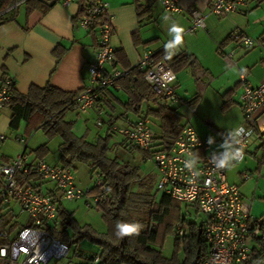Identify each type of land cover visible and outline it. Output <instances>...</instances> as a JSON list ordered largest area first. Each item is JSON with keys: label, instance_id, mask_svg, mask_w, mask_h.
I'll list each match as a JSON object with an SVG mask.
<instances>
[{"label": "built area", "instance_id": "1", "mask_svg": "<svg viewBox=\"0 0 264 264\" xmlns=\"http://www.w3.org/2000/svg\"><path fill=\"white\" fill-rule=\"evenodd\" d=\"M72 1L61 0V5L68 6ZM154 1L168 16L185 12L190 19V31L197 32L206 30L209 16L223 19L237 14L248 6L250 0H211L206 13L194 7L183 9L181 0ZM77 25L85 32L97 34L95 57L87 64L88 83L75 99V110L86 114L95 108L104 90L120 88L118 81L126 72L117 67L118 60L111 43L115 30L102 0L85 2ZM228 42L251 50L264 45V34L253 38L235 30L229 35ZM218 52L223 58L232 59L233 52H225L221 46ZM233 65L238 68L236 62ZM136 68L143 74L156 99L170 104L179 102L170 84L171 69L167 63L156 61L152 53L144 52ZM196 73L202 75L200 70ZM248 74L247 70L238 69V100L243 116V125L239 127L252 133L251 142L245 134L238 136L234 130L229 149L213 151L209 140L201 138L187 121L173 146L149 159L157 172V191L179 203L195 206L203 217L208 252L202 264H249L256 246L255 239L260 236L256 221L250 216L251 204L243 200L238 186L227 181V173L246 159L257 141H264V83L252 85ZM13 89V80L4 75L0 80V110L11 100ZM96 123L98 126L104 124L101 112L97 113ZM107 126L137 149L148 151L152 145L154 133L146 117H141L130 127L111 123ZM4 140L5 136L0 134V142ZM19 142L23 146L22 154L9 163L0 164V264H58L67 258L70 248L51 232L58 219L57 202L83 200L86 208L98 209L106 200V188L100 179L95 180L93 187L80 188L74 181L72 169L49 165L43 160L30 163L24 140ZM236 149H240L242 159L233 161L229 167L217 169L216 165L224 155ZM31 171L41 182L52 185L54 196L21 180L20 177ZM242 177L246 180L250 175ZM12 203L19 206L27 220L24 226L10 235L4 221V210ZM175 229L181 237L183 229L180 226ZM97 262L98 257H95L93 264Z\"/></svg>", "mask_w": 264, "mask_h": 264}, {"label": "crops", "instance_id": "2", "mask_svg": "<svg viewBox=\"0 0 264 264\" xmlns=\"http://www.w3.org/2000/svg\"><path fill=\"white\" fill-rule=\"evenodd\" d=\"M50 1L51 5L45 2L47 6L46 10H35L29 14H26L25 8L22 6L18 9L13 21L0 25V80L4 75L10 77L14 82L13 90L19 94H26L31 86L42 88L47 84L65 92L76 93L80 92L88 83L87 64L93 61L95 57L97 34L83 31L78 27L77 21L74 22V19L77 18L80 12V6L77 0H73L68 6H62L61 0ZM102 1L106 4L107 13L111 18L115 30L111 41L112 46L115 52L121 51L123 53L127 64L131 68L137 65L144 52H150L154 56L162 53L166 55L165 44L169 39H172L167 33L171 23L175 21L183 27L184 32L182 34L181 45L176 49L170 50L172 54L167 56L175 57L178 54L186 53L193 56L196 63L193 67L187 66L175 73L171 70L170 84L179 98L178 103L170 105L171 108L175 105H187V107H190L189 104L194 99L198 100L196 107L199 108L201 106L200 100L204 98L210 87L209 96L212 97L216 103L218 100L221 112V106L227 101L229 103L228 108L222 113L226 114L230 110H234L235 107H238L239 113L242 116L238 100L240 93L238 88V69H240L238 62L244 60H242L243 56L241 53L240 55L237 54L240 47L227 42V38L235 30L244 32L253 38H257L264 34V25H257L260 21L264 20V18H261L262 20L258 19L260 14L264 15V9H260L264 3L258 4L256 0H250L248 6L241 9L239 13L232 14L223 19L209 16L206 19L205 31L191 32L190 19L185 12L175 16H168L154 0H138L139 5L150 7L151 9L149 20L144 22L141 26L137 21L135 0ZM210 1L211 0H181L180 4L183 9L194 7L206 13L209 9ZM253 5L256 6L251 9ZM254 8L260 10L261 13L255 15V13L251 12ZM165 16H168L169 19H164ZM256 19L258 20L255 21ZM134 34H138L140 37L141 45L138 47L134 46L132 42V36ZM220 46L223 47L225 52H233L232 59L236 57V61L223 58L218 52ZM59 47L64 50L60 60H58L53 53V51ZM215 56H218L224 61L228 60L226 70L219 67L218 62L214 60ZM233 62L237 63V72H233L232 70L228 71V69L235 68ZM261 62H264V60H261ZM117 67L123 70L118 61ZM247 67L248 66H245V68L241 67V70L245 69L248 71V81L252 85L255 86L264 83V77L260 78L254 76L249 72L250 68ZM197 70L202 72L201 76L196 73ZM225 76H227V81L224 82L222 80ZM215 78L218 85L213 88L211 84L214 83ZM191 86L194 89H192ZM228 92L229 98H224V94ZM154 99L156 98L154 97ZM100 100L101 101L97 103L94 109L86 114H82V116H84L83 120L77 119L80 115L77 111L69 112L68 114H72L71 117H68V114L66 115V119L73 121L75 124L73 132L76 136L84 137L86 141L94 143L107 133L108 126L106 122H112L118 127H130L135 124L140 117H146L150 121L154 137L159 135L158 128L155 126L156 121L147 115L148 108L155 107L152 101L143 102L138 114L134 115L131 113L124 114L122 106L127 102L128 96L121 87L119 89L109 90L107 94L100 97ZM176 111L182 116L183 123L189 121L192 125V116L188 119L185 114L180 113L178 110ZM98 112H101L106 128L104 127L105 124H103L100 127L98 126L97 129H95L96 132L93 133L89 123L90 119L97 117ZM9 117L10 112L7 108L0 110V134L5 136V140L0 142V164L9 163L14 160L11 154H9L6 145L9 139L8 137L10 136L9 133L15 132L9 129ZM240 120V117L236 120L231 133H233L235 128L240 126ZM77 122L84 128V130H82L83 132H80V134L75 133L76 125H78ZM192 127L194 128L193 125ZM212 129L215 131L216 135L213 134L215 138L214 140L211 139V149L213 151L229 149L232 134L228 136L215 128ZM194 130L196 131L195 128ZM209 132V130H203L202 133L199 134L196 131L201 138H206L208 140L211 137ZM113 135L115 134H112L111 137H113ZM89 137L92 139L89 140ZM19 140H24L26 145L25 151H27L28 141L21 136L14 137L13 142L21 147L23 146L20 144ZM132 146L133 145L129 146V142H126L121 136V141L116 147H118V154L121 157L127 160L131 166L139 168L140 174L139 164H133L135 160L131 157L136 155L135 158L140 157L139 159H141L142 162L146 161V159L141 153L133 151L131 149ZM215 147H220V149L214 150ZM134 148L136 147L134 146ZM26 155L30 163L35 161V157L31 152H26ZM258 155H261L262 158L259 160L257 159L258 161L255 159L256 173H258L261 166L264 165V141H257L253 146L252 152L243 162L249 158L257 157ZM57 159L53 164L46 162L45 159H43V161L49 165H57ZM243 162L235 166L229 172L231 173L236 169V171L232 173L230 180L227 176V181L230 184L238 186V189L239 186L243 185V183L248 180L243 179L242 176L244 174L250 175V173L240 171L239 166H241ZM83 166L87 168V174L90 178L92 173L98 172L96 170L93 171L86 165ZM74 181L76 185L79 186L75 176ZM86 186L88 185L86 184ZM51 188L52 185H45L43 191L46 193V190H51ZM240 194L243 200L247 201L241 192ZM62 205L64 206V202H62ZM16 206L18 205L11 204L10 207L4 210V221L7 222V227H10L14 223H17L19 227L26 224V216L22 225L18 224L15 212ZM252 209L253 206H251L250 210V216L253 221L264 220V217L253 218ZM69 213L73 215L74 212L71 211ZM17 230L18 228L14 230V232ZM75 249L78 250L81 256L77 257L72 253L70 257L67 256L63 264H89L90 262L88 259L98 254V249L91 244H86L85 246L80 244Z\"/></svg>", "mask_w": 264, "mask_h": 264}, {"label": "trees", "instance_id": "3", "mask_svg": "<svg viewBox=\"0 0 264 264\" xmlns=\"http://www.w3.org/2000/svg\"><path fill=\"white\" fill-rule=\"evenodd\" d=\"M19 1L21 0H0V25L13 21L15 14L22 6L26 14L47 9L43 0H25L16 8H11ZM87 1L96 0H77L80 12L74 22L79 18L83 5ZM256 2L261 4L264 0H256ZM135 4L137 21L141 26L149 20L151 9L139 5L138 0H135ZM132 42L136 47L141 45L138 34L132 36ZM53 53L60 60L64 50L59 47ZM115 53L119 64L126 72L118 81L121 89L128 96L127 102L122 106L124 114L137 115L145 101H152L155 105L154 108H148L147 115L156 121L155 126L158 128L159 135L153 136V142L148 151L131 147L133 151L141 153L146 160H149L152 155L167 151L173 146L185 123L176 109L170 107V103L162 99H154L150 86L144 81L143 74L137 70L136 66L129 67L121 51ZM154 57L156 61L167 63L173 73L187 66L193 67L196 63L195 58L186 53L175 57L162 53ZM108 92L109 90H104L101 96ZM78 93L65 92L49 84L42 88L31 86L26 94H19L13 90L11 100L5 105L10 112V130H19L23 122L28 133L40 130L48 140L60 138L55 166L70 168L73 171L76 165H86L93 171H98V179L102 180L106 188V200L99 205L98 209H94L101 214V220L105 226L104 232H99L90 225L78 224L62 203L57 202L58 219L51 228L53 236L67 244L70 250L74 249L73 254L77 257L81 255L75 248L80 243L86 241L95 246L98 254L88 259L89 264H93L95 257H98L96 264H202L208 252L203 234V220L197 224L186 222L185 219L189 209H192L197 217L200 216L197 208L179 203L164 194H161L157 200L155 196L148 193L136 192L135 188L143 184L139 168L109 156L111 135L118 134L110 127H107L106 135L94 143L86 141L84 137L76 136L73 132L74 122L67 120L66 115L76 111L75 99ZM223 97L229 98V92ZM100 101L99 99L97 103ZM197 104L198 100L194 99L190 102L189 108L194 111ZM228 106L227 101L221 106L222 112ZM125 141L128 142L126 139ZM130 145L132 144L129 143ZM48 153L46 145L32 151L35 161L45 159ZM20 178L23 182L32 184L36 190L44 192L43 188L46 184L36 178L33 171ZM46 191L47 194L54 196L52 190ZM255 221L260 236L255 239L256 246L253 247V257L249 264H264V238H262L264 237V220ZM117 222L140 224L142 227L138 235H127L119 239L115 235L118 231ZM177 225L183 229L181 237L174 230ZM17 228L21 227L14 223L7 230L11 235ZM168 235L174 238V254L171 258L163 257L161 250L157 248L160 241Z\"/></svg>", "mask_w": 264, "mask_h": 264}, {"label": "rangeland", "instance_id": "4", "mask_svg": "<svg viewBox=\"0 0 264 264\" xmlns=\"http://www.w3.org/2000/svg\"><path fill=\"white\" fill-rule=\"evenodd\" d=\"M256 5H253L255 7ZM260 9H264V5L261 6ZM251 12L255 13V15H259L261 13L260 10H257V8H254ZM261 18H264V15H261L258 17L259 20H262ZM256 19L255 21H257ZM253 24V23H252ZM257 25H264V20L260 21ZM242 54V62H238L239 68H245V66H248L247 68H250V73H252L256 77H264V62H261V60H264V45L258 46L254 49L251 50H245L243 48H240L238 53L240 55ZM214 60L218 62L219 67L221 69H227V61L222 60L218 56L214 57ZM232 61H236V57L232 59ZM233 71L237 72V68H231L228 69V71ZM231 73V72H230ZM222 81H227V76L223 78ZM218 85L216 78L213 84V88ZM190 87V86H189ZM192 87V86H191ZM192 89H194L192 87ZM210 87L208 91L206 92V95L204 98L200 100L201 106L198 108L196 107L195 110H191L187 105L181 106V105H175L173 108L178 110L180 113L185 114L186 117L189 119L190 116H192V125L196 129V131L200 134L202 133L203 130H209L210 134V139L215 138L213 134L216 135L215 131L212 128H215L216 130H219L220 132L230 135L232 134L233 126L236 122V120L240 117L241 118V124L243 125V117L239 113V108L235 107L234 110H230L229 112L222 113L220 111V107L215 100L209 96L210 93ZM195 93V92H194ZM193 93V94H194ZM184 105V104H183ZM72 114H68V117H71ZM82 114H80L77 119L83 120ZM101 118H103L101 116ZM97 117H93V119H90V128L92 129L93 133L96 132L95 129H97ZM78 125H76V132L79 133L83 132L84 130L83 126L79 125V122H77ZM76 123V124H77ZM95 123V124H94ZM105 124V123H104ZM75 125V124H74ZM100 127V126H99ZM106 128V124L104 125ZM211 127V128H210ZM95 130V131H94ZM27 131L25 130V124L22 122L20 125L19 130L15 132L9 133L10 136L8 137L7 141V149L9 154H11V157L13 159L17 158L20 156L23 152V147L15 144L13 142V138L16 136H21L25 138L28 143L27 147L28 150L26 151L27 153L35 150L36 148L46 145L47 148L49 149V153L47 157L45 158L46 162L48 163H55L57 159V147L61 143L60 138H54L52 140H48L46 136L42 133V131L37 130V131H32L31 133H26ZM83 134V133H81ZM104 134L103 136H105ZM92 138L89 137V140ZM121 141V135L115 134L113 137H111L110 142H109V147H110V152L109 156L110 157H116L119 161L123 163H129L127 160H125L123 157H121L118 153V143ZM11 142V143H10ZM220 147H215L214 150H219ZM128 156V155H127ZM136 155L131 157L133 160V164H139L138 166L140 167V177L141 181L143 184L141 186H137L135 188V191L138 193L145 192L150 195L155 196V198L158 200L161 196V193L157 191L156 188V183H157V172L154 170L152 163L150 160H146L144 162L141 161L139 158H135ZM261 155H258L257 157H252L247 159L241 166H239L240 171H245L247 173H250V178L243 183V185L239 186V192L242 193V195L246 198L249 204L253 206L252 209V217L254 218H260L264 217V165L261 166V169L258 173L255 172L256 168V161L255 159L259 160L261 159ZM257 160V161H258ZM135 162V163H134ZM238 170V168H237ZM236 169H234L233 172H235ZM230 172V171H229ZM227 173L228 179L230 180L232 177V173ZM73 174L75 176L76 181L79 183L80 188H88V187H93L95 180L98 178L97 173H92L91 178L87 174V168L83 165H76L75 169L73 170ZM86 184L88 186H86ZM144 187V188H143ZM13 205H17L15 203H12ZM64 207L67 209V211L71 212L73 211V218L78 222V224H88L93 226L96 230L98 231H104L105 226L101 220V214L97 212L96 210L93 209H88L86 208L84 201L79 200V201H74V202H64ZM184 207V206H183ZM16 212V219L18 221L19 225H22L25 215L23 213H20V208L19 206H16L15 208ZM203 217L201 215L198 217L195 215L194 211L192 209H189V214L186 216V222H196L197 224H200L202 222ZM180 226V225H177ZM176 226V227H177ZM175 227V228H176ZM176 230V229H174ZM173 241L174 238L171 235H168L164 237L161 241L160 244L157 246L161 250V253L163 257L165 258H171L174 254V247H173ZM83 246L86 244H89L88 242L84 241L82 243ZM79 244V245H80ZM74 249H71L69 252L68 256L70 257L73 253ZM66 261V259H63L59 262V264H63Z\"/></svg>", "mask_w": 264, "mask_h": 264}, {"label": "clouds", "instance_id": "5", "mask_svg": "<svg viewBox=\"0 0 264 264\" xmlns=\"http://www.w3.org/2000/svg\"><path fill=\"white\" fill-rule=\"evenodd\" d=\"M164 19L167 20L169 19V17L165 16ZM183 32H184V29L179 23L175 21L171 23V26L167 30V33L169 36L172 37V39H169L168 42L165 44V54L166 55L172 54L170 50L176 49L181 45ZM235 131L238 136L241 134H245L246 138L248 139V142H251L252 133L250 131L246 130L243 127L235 128ZM209 143H211V139H209ZM241 159H242V153L240 149H236L235 151L229 150L224 155L223 159H221L217 163L216 168L224 169L226 167L231 166L233 161L238 162ZM141 227L142 226L140 224L130 225V224L117 222L118 231L115 233V235L119 239H122L124 236H127V235H132V234L138 235Z\"/></svg>", "mask_w": 264, "mask_h": 264}, {"label": "water", "instance_id": "6", "mask_svg": "<svg viewBox=\"0 0 264 264\" xmlns=\"http://www.w3.org/2000/svg\"><path fill=\"white\" fill-rule=\"evenodd\" d=\"M43 1L48 3L49 5H51V1L50 0H43Z\"/></svg>", "mask_w": 264, "mask_h": 264}]
</instances>
